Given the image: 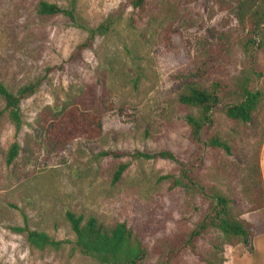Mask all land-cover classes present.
Here are the masks:
<instances>
[{
    "label": "rangeland",
    "instance_id": "rangeland-1",
    "mask_svg": "<svg viewBox=\"0 0 264 264\" xmlns=\"http://www.w3.org/2000/svg\"><path fill=\"white\" fill-rule=\"evenodd\" d=\"M42 1L74 8L88 28L108 18L116 22L81 60L51 72L23 101L18 138L0 96V264H103L80 251L67 211L95 215L107 225L126 222L156 264L168 247L164 240L190 233L206 217L212 203L207 192L214 188L229 195L233 212L249 225L251 248L236 237L225 243L217 229L197 248L213 256L215 245L222 246L223 264H264V208L253 210L264 202V95L252 123L217 114L210 132L226 138L233 155L199 148L184 119L193 110L178 102L187 83L232 82L247 73L243 43L251 20L240 23L241 0H147L143 10L129 0H0V82L11 92L62 64L88 36L64 15L39 14ZM257 62L264 93V43ZM73 106L101 117L100 137L59 143L50 136L51 122ZM15 139L21 150L8 164ZM135 150L173 153L206 193L162 178L181 176L175 161L100 155ZM124 162L130 166L114 185ZM25 225L61 246L34 247L26 233L14 230ZM172 264L205 263L187 250Z\"/></svg>",
    "mask_w": 264,
    "mask_h": 264
},
{
    "label": "trees",
    "instance_id": "trees-1",
    "mask_svg": "<svg viewBox=\"0 0 264 264\" xmlns=\"http://www.w3.org/2000/svg\"><path fill=\"white\" fill-rule=\"evenodd\" d=\"M135 10H143L147 0H129ZM38 13L44 16L64 15L71 23L88 31V36L71 52L68 59L60 65L47 68L46 74L38 80L21 87L17 92H11L0 82V96L4 99L9 119L14 125L15 138H18L23 125L21 105L24 100L37 94L47 76L54 70H63L67 63L81 60L84 53L93 48L95 41L105 36L115 25L112 18L106 19L95 28H88L82 24L74 8H67L56 3L42 1L38 5ZM246 16L251 20L250 30L244 39L243 46L249 55L250 66L247 73L237 77L232 82L214 80L208 85L190 82L185 85L178 95V102L193 110L184 117L190 128L191 140L201 149H221L228 155H233L229 141L219 134H212L216 116L223 112L232 120L247 124L254 121L255 113L263 99V91L259 88L262 72L258 70L257 51L264 43V0H241L239 4L238 19L245 24ZM50 136L59 143L71 141L79 136L95 139L102 135L103 126L101 117L82 110L78 106L66 108L60 118H55L48 126ZM21 146L17 139L11 144L8 155V164L13 163L18 157ZM101 156L116 158L125 155L132 159L156 160L169 159L179 163L181 176H164L163 179H172L174 186L194 184L199 191L206 193V187L201 182L191 178L190 166L179 160L169 151L148 152L135 150L134 152L104 151ZM130 166L124 162L116 168L112 183L120 182L124 173ZM261 181V180H260ZM212 199L210 211L206 217L190 233L181 234L173 240H164L167 249L156 264H172L183 251H191L205 264H223V247L215 245L217 253L206 256L196 245V242L210 229H217L225 238V243L232 244V237L240 238L241 242L251 248L250 229L247 222L240 220L233 212L232 199L229 195L218 189L207 192ZM264 208V202L257 204L253 210ZM66 218L76 236V245L80 251L91 256L103 264H151L149 248L143 239L136 234L126 222H116L107 225L95 215L85 217L75 212L67 211ZM14 230L26 233L29 242L38 249L48 246L59 248L61 241L52 239L46 232L31 230L28 226H16Z\"/></svg>",
    "mask_w": 264,
    "mask_h": 264
}]
</instances>
